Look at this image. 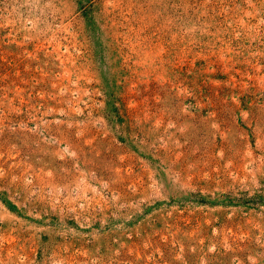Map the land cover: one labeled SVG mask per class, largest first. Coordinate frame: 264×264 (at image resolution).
<instances>
[{
	"label": "rangeland",
	"instance_id": "obj_1",
	"mask_svg": "<svg viewBox=\"0 0 264 264\" xmlns=\"http://www.w3.org/2000/svg\"><path fill=\"white\" fill-rule=\"evenodd\" d=\"M0 264H264V0H0Z\"/></svg>",
	"mask_w": 264,
	"mask_h": 264
}]
</instances>
